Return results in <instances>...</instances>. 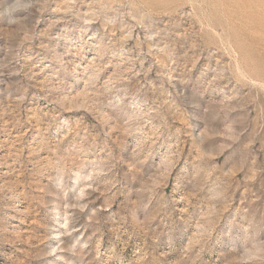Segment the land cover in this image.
<instances>
[{"label": "rangeland", "instance_id": "374dc122", "mask_svg": "<svg viewBox=\"0 0 264 264\" xmlns=\"http://www.w3.org/2000/svg\"><path fill=\"white\" fill-rule=\"evenodd\" d=\"M0 264H264V0H0Z\"/></svg>", "mask_w": 264, "mask_h": 264}]
</instances>
